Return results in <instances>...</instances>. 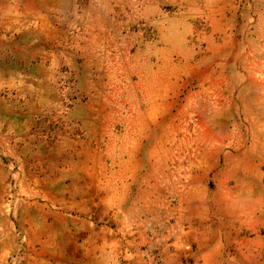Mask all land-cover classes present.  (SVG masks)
<instances>
[{"label":"rangeland","instance_id":"obj_1","mask_svg":"<svg viewBox=\"0 0 264 264\" xmlns=\"http://www.w3.org/2000/svg\"><path fill=\"white\" fill-rule=\"evenodd\" d=\"M0 264H264V0H0Z\"/></svg>","mask_w":264,"mask_h":264}]
</instances>
